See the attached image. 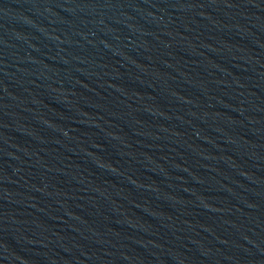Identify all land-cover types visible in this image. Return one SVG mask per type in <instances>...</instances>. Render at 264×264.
<instances>
[{
	"label": "water",
	"instance_id": "95a60500",
	"mask_svg": "<svg viewBox=\"0 0 264 264\" xmlns=\"http://www.w3.org/2000/svg\"><path fill=\"white\" fill-rule=\"evenodd\" d=\"M264 164V0H43Z\"/></svg>",
	"mask_w": 264,
	"mask_h": 264
}]
</instances>
